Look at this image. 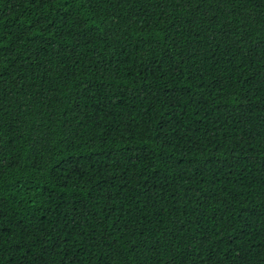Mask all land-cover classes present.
I'll return each mask as SVG.
<instances>
[{
	"label": "trees",
	"instance_id": "16d2710c",
	"mask_svg": "<svg viewBox=\"0 0 264 264\" xmlns=\"http://www.w3.org/2000/svg\"><path fill=\"white\" fill-rule=\"evenodd\" d=\"M0 264H264V0H0Z\"/></svg>",
	"mask_w": 264,
	"mask_h": 264
}]
</instances>
